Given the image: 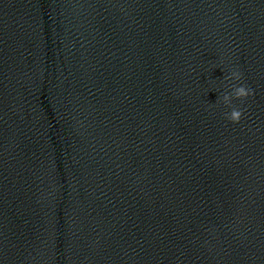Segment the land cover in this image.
<instances>
[{
    "label": "clouds",
    "instance_id": "obj_1",
    "mask_svg": "<svg viewBox=\"0 0 264 264\" xmlns=\"http://www.w3.org/2000/svg\"><path fill=\"white\" fill-rule=\"evenodd\" d=\"M224 80L241 82L243 80V74L239 70H233L230 75L225 76ZM231 92H225L222 95V103L231 109L226 113V119L232 123H239L244 115V109L239 108L233 104V100H239L243 103L248 97L254 95V90L245 83H233L229 85Z\"/></svg>",
    "mask_w": 264,
    "mask_h": 264
}]
</instances>
